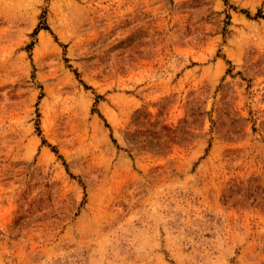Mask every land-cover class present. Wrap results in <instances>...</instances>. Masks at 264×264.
<instances>
[{
  "label": "rangeland",
  "instance_id": "rangeland-1",
  "mask_svg": "<svg viewBox=\"0 0 264 264\" xmlns=\"http://www.w3.org/2000/svg\"><path fill=\"white\" fill-rule=\"evenodd\" d=\"M0 264H264V0H0Z\"/></svg>",
  "mask_w": 264,
  "mask_h": 264
}]
</instances>
